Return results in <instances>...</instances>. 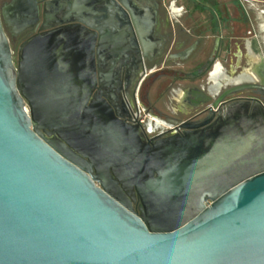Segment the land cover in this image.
Masks as SVG:
<instances>
[{
	"label": "water",
	"instance_id": "obj_1",
	"mask_svg": "<svg viewBox=\"0 0 264 264\" xmlns=\"http://www.w3.org/2000/svg\"><path fill=\"white\" fill-rule=\"evenodd\" d=\"M10 7L0 8V264H264V99L201 90L198 130L145 139L106 99L99 40L84 34L95 28L53 25L38 0H16L39 29L15 58Z\"/></svg>",
	"mask_w": 264,
	"mask_h": 264
},
{
	"label": "flooded vegetation",
	"instance_id": "obj_2",
	"mask_svg": "<svg viewBox=\"0 0 264 264\" xmlns=\"http://www.w3.org/2000/svg\"><path fill=\"white\" fill-rule=\"evenodd\" d=\"M15 1L0 0V8L11 6L3 24L17 58V48L39 27H25L12 7ZM75 2L38 0L39 17L42 20L50 9L48 23L82 18L95 28L84 34L99 40V72L109 82L103 90L106 99L117 118L137 128L145 139L198 130L204 116L198 105L208 100L201 90L210 88L216 97L227 93L231 98L264 99V36L247 20L242 37L236 39L231 21L221 11L210 25L217 35L203 51V39L191 34L183 38L180 30L173 31L175 17L168 0H83L88 9L82 14L72 10ZM255 36L262 52L252 45ZM217 62L233 65L229 76L219 82L209 79ZM138 205L134 204L137 210Z\"/></svg>",
	"mask_w": 264,
	"mask_h": 264
},
{
	"label": "crops",
	"instance_id": "obj_3",
	"mask_svg": "<svg viewBox=\"0 0 264 264\" xmlns=\"http://www.w3.org/2000/svg\"><path fill=\"white\" fill-rule=\"evenodd\" d=\"M191 4L192 6H182L178 12L174 3H170L175 17L171 22V28L174 32L180 30L183 38H187L191 34L194 38L203 39V51L210 48L217 35V31L213 32L210 25L214 23L213 19L219 16L221 11H224L231 21L234 38L242 37L243 21L245 20L251 27L254 26L256 33H261L264 36V0H192ZM193 10L192 18L182 15V13H191ZM232 67L233 65L222 66L217 62L209 79L219 82L221 79L227 78Z\"/></svg>",
	"mask_w": 264,
	"mask_h": 264
},
{
	"label": "rangeland",
	"instance_id": "obj_4",
	"mask_svg": "<svg viewBox=\"0 0 264 264\" xmlns=\"http://www.w3.org/2000/svg\"><path fill=\"white\" fill-rule=\"evenodd\" d=\"M169 3H174L175 7L177 8V11L180 12L179 10L181 9L182 6H192V0H168ZM179 9V10H178ZM183 16H188V17H193L194 16V10L191 11V13H188V14H184L182 13Z\"/></svg>",
	"mask_w": 264,
	"mask_h": 264
},
{
	"label": "bare ground",
	"instance_id": "obj_5",
	"mask_svg": "<svg viewBox=\"0 0 264 264\" xmlns=\"http://www.w3.org/2000/svg\"><path fill=\"white\" fill-rule=\"evenodd\" d=\"M217 71V70H216Z\"/></svg>",
	"mask_w": 264,
	"mask_h": 264
}]
</instances>
